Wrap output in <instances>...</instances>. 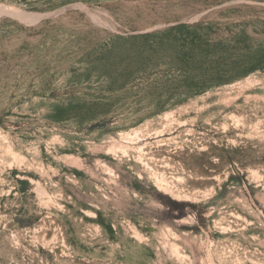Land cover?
I'll list each match as a JSON object with an SVG mask.
<instances>
[{
    "label": "rangeland",
    "instance_id": "rangeland-1",
    "mask_svg": "<svg viewBox=\"0 0 264 264\" xmlns=\"http://www.w3.org/2000/svg\"><path fill=\"white\" fill-rule=\"evenodd\" d=\"M0 264H264V0H0Z\"/></svg>",
    "mask_w": 264,
    "mask_h": 264
},
{
    "label": "trees",
    "instance_id": "trees-1",
    "mask_svg": "<svg viewBox=\"0 0 264 264\" xmlns=\"http://www.w3.org/2000/svg\"><path fill=\"white\" fill-rule=\"evenodd\" d=\"M163 204L165 205V207L171 211V212H174V211H181L183 208L185 207H189L191 208L192 210L195 211V213L197 214V217L199 220L202 221V214H203V211L201 210V207L195 205V204H192V203H189V202H183V201H175V200H172V199H169V198H164L163 199Z\"/></svg>",
    "mask_w": 264,
    "mask_h": 264
}]
</instances>
